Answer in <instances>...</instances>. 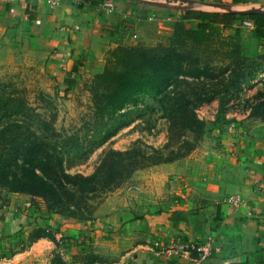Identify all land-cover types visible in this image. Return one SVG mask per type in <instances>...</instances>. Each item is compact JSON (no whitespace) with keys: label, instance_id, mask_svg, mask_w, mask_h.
<instances>
[{"label":"crops","instance_id":"1","mask_svg":"<svg viewBox=\"0 0 264 264\" xmlns=\"http://www.w3.org/2000/svg\"><path fill=\"white\" fill-rule=\"evenodd\" d=\"M187 11L264 13V0H60L56 7L45 0H16L0 2V31L50 56L72 79L97 70L110 48L154 43L156 30L172 31ZM222 132L225 149L205 162H185L170 202L158 211L132 219L116 213L86 223L10 209L0 220V241H21L23 233L41 228L52 235L13 253L0 251V264H70L75 248L92 244L109 246L115 255L93 264H192L195 253L172 249L178 241L208 244L202 264H264V122L242 127L232 120ZM175 166L163 167L167 172ZM234 196L238 205L230 202Z\"/></svg>","mask_w":264,"mask_h":264},{"label":"rangeland","instance_id":"2","mask_svg":"<svg viewBox=\"0 0 264 264\" xmlns=\"http://www.w3.org/2000/svg\"><path fill=\"white\" fill-rule=\"evenodd\" d=\"M243 26H236L240 30L238 36L234 34V29L223 31L219 28L198 34L193 31L194 23H182L167 33L156 30L154 43H136L108 49L97 70L70 79L73 82L70 89H66V76L70 71L68 73L55 68L50 56L33 52L25 44L5 37L0 31V94L27 102L37 113L53 116L56 130L67 135L77 134L85 146L88 143L86 160L68 170L69 173L85 176L93 173L100 158L109 150L126 151L137 143L160 148L165 144L167 136L166 123L160 118L161 110L151 98L141 96L123 110L130 111L126 119L127 126L94 148L95 142H100L107 132L113 130L111 123L104 124L96 120L94 115L96 105L92 90L98 82V73H119L127 65L131 49L141 47L179 46L177 50L180 53H192L193 58L198 59V66H204L207 62L216 69H233L237 55L243 58L239 66L240 85L229 88L224 94L219 85L214 99L196 108L195 113L203 121L204 128L193 151L179 160L137 170L117 186L92 195L83 204V209L78 212L71 210L78 214L72 220L92 223L116 213H123L126 219H132L162 209L170 202L168 197L173 182L176 183L175 177L182 175L181 170H187L185 162H205L207 158H213L215 153L225 149L227 143L222 132L223 124L233 120L246 127L260 121L254 106L264 103V51L259 49V41ZM250 78V83H247ZM219 100L222 102L220 106ZM153 107L155 110H152ZM175 164L176 171L165 172L163 166ZM12 208L36 214L41 219H71L59 214V210L52 209L43 198L24 193H2L0 220L9 216ZM24 234L21 241L1 240L0 251L3 255L6 249L7 253H13L41 235H52L46 228ZM111 250L109 246L94 247L93 244L86 248H75L69 263L93 264L96 260L99 263L108 262L109 258L115 257ZM59 258H62L61 255Z\"/></svg>","mask_w":264,"mask_h":264},{"label":"trees","instance_id":"3","mask_svg":"<svg viewBox=\"0 0 264 264\" xmlns=\"http://www.w3.org/2000/svg\"><path fill=\"white\" fill-rule=\"evenodd\" d=\"M250 1L232 0V3ZM213 2L221 3V0ZM181 19L175 28L183 21H195V33L204 34L214 28L234 29L236 36L240 33L236 26L248 21L251 27H243L259 41V49L264 51V13L187 11ZM177 48L179 46L134 48L119 73L97 74L98 82L92 90L96 105L94 115L104 124L111 123L113 130L100 142H95L94 148L127 126L130 111L123 110L141 96L151 98L161 110L160 118L166 123L167 136L160 148L137 143L126 151L109 150L87 176L68 170L86 160L88 143L85 146L77 134L67 135L56 130L53 116L37 113L27 102L0 94V200L2 193L40 197L62 216L75 219L78 214L71 210L83 209L92 195L108 191L137 170L179 160L193 151L204 128L195 113L196 108L214 99L219 85L223 94L240 85L239 66L243 58L237 55L233 69H216L207 62L198 66V59L193 58L192 53L183 55ZM227 72L229 74L225 75ZM66 80V89H70L73 82ZM250 81L251 78L247 83ZM254 109L264 122V103Z\"/></svg>","mask_w":264,"mask_h":264},{"label":"built area","instance_id":"4","mask_svg":"<svg viewBox=\"0 0 264 264\" xmlns=\"http://www.w3.org/2000/svg\"><path fill=\"white\" fill-rule=\"evenodd\" d=\"M16 0H0V2H6V3H12L15 2ZM47 5L50 7H56L60 0H45ZM243 25L246 27H251V23L248 21H244ZM230 202L233 205H238L239 204V197L234 196L230 198ZM173 250L177 252V254H183L186 256L191 255L192 253H195L196 256L192 257L191 256V261L192 264H202L204 257L208 254L209 247L208 244H203V245H198L194 242H182L178 241L173 247Z\"/></svg>","mask_w":264,"mask_h":264}]
</instances>
